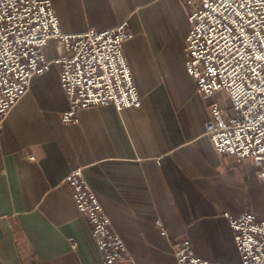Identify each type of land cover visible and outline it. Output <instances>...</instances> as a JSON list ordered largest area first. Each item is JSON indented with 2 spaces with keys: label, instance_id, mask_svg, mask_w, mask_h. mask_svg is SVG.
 I'll return each instance as SVG.
<instances>
[{
  "label": "crops",
  "instance_id": "obj_1",
  "mask_svg": "<svg viewBox=\"0 0 264 264\" xmlns=\"http://www.w3.org/2000/svg\"><path fill=\"white\" fill-rule=\"evenodd\" d=\"M61 31L126 23L127 65L139 108L90 107L65 124L59 65L31 79L0 132V264H102L65 181L82 175L132 264H176L175 246L240 264L227 215L264 219V181L250 160L216 153L210 105L185 67L190 7L183 0H50ZM57 58V44L44 49Z\"/></svg>",
  "mask_w": 264,
  "mask_h": 264
},
{
  "label": "built area",
  "instance_id": "obj_2",
  "mask_svg": "<svg viewBox=\"0 0 264 264\" xmlns=\"http://www.w3.org/2000/svg\"><path fill=\"white\" fill-rule=\"evenodd\" d=\"M190 7V31L184 56L197 93H224L228 106L210 105L214 120L210 139L221 156L250 160L264 181V0H183ZM127 24L84 33L61 31L50 0H0V132L31 79L60 66V85L68 102L65 124L79 122L90 107L113 105L118 111L139 108L141 101L125 59ZM50 41L57 58L44 56ZM76 207L100 249L102 264H132L119 235L86 183L82 170L65 180ZM240 264H264V219L252 212L227 215ZM176 264H216L197 257L188 240L174 248Z\"/></svg>",
  "mask_w": 264,
  "mask_h": 264
},
{
  "label": "rangeland",
  "instance_id": "obj_3",
  "mask_svg": "<svg viewBox=\"0 0 264 264\" xmlns=\"http://www.w3.org/2000/svg\"><path fill=\"white\" fill-rule=\"evenodd\" d=\"M221 103H223L225 105V101L221 100ZM226 106V105H225Z\"/></svg>",
  "mask_w": 264,
  "mask_h": 264
}]
</instances>
